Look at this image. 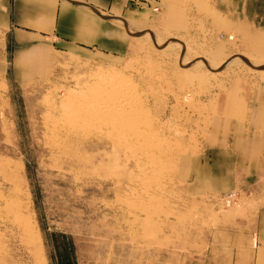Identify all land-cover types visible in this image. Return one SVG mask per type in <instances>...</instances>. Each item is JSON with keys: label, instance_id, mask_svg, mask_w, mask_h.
I'll return each instance as SVG.
<instances>
[{"label": "rangeland", "instance_id": "rangeland-1", "mask_svg": "<svg viewBox=\"0 0 264 264\" xmlns=\"http://www.w3.org/2000/svg\"><path fill=\"white\" fill-rule=\"evenodd\" d=\"M133 40L120 60L61 54L48 80L0 86V264H171L227 208L189 197L177 164L264 61L214 62L205 37Z\"/></svg>", "mask_w": 264, "mask_h": 264}, {"label": "crops", "instance_id": "crops-1", "mask_svg": "<svg viewBox=\"0 0 264 264\" xmlns=\"http://www.w3.org/2000/svg\"><path fill=\"white\" fill-rule=\"evenodd\" d=\"M148 29L205 37L214 62L236 51L264 61V0H0V86L48 80L61 54L120 60L133 33ZM259 74L224 97L198 149L178 161L189 197L228 204L201 245L171 264H264V69Z\"/></svg>", "mask_w": 264, "mask_h": 264}, {"label": "bare ground", "instance_id": "bare-ground-1", "mask_svg": "<svg viewBox=\"0 0 264 264\" xmlns=\"http://www.w3.org/2000/svg\"><path fill=\"white\" fill-rule=\"evenodd\" d=\"M109 80H110V79H109ZM150 146H154L155 149L163 148V146H162L160 143H158V144H153V145L150 144Z\"/></svg>", "mask_w": 264, "mask_h": 264}, {"label": "built area", "instance_id": "built-area-1", "mask_svg": "<svg viewBox=\"0 0 264 264\" xmlns=\"http://www.w3.org/2000/svg\"><path fill=\"white\" fill-rule=\"evenodd\" d=\"M233 196V194H229L228 199H231Z\"/></svg>", "mask_w": 264, "mask_h": 264}]
</instances>
